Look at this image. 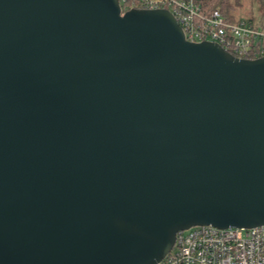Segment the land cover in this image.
<instances>
[{"label": "water", "instance_id": "1", "mask_svg": "<svg viewBox=\"0 0 264 264\" xmlns=\"http://www.w3.org/2000/svg\"><path fill=\"white\" fill-rule=\"evenodd\" d=\"M264 225V56L166 8L0 0V264H156Z\"/></svg>", "mask_w": 264, "mask_h": 264}, {"label": "built area", "instance_id": "2", "mask_svg": "<svg viewBox=\"0 0 264 264\" xmlns=\"http://www.w3.org/2000/svg\"><path fill=\"white\" fill-rule=\"evenodd\" d=\"M141 5L168 9L190 42H214L242 59L264 56V29L247 20L232 22L217 9L202 13L195 0H141ZM156 264H264V225L190 227L176 234L172 248Z\"/></svg>", "mask_w": 264, "mask_h": 264}, {"label": "trees", "instance_id": "3", "mask_svg": "<svg viewBox=\"0 0 264 264\" xmlns=\"http://www.w3.org/2000/svg\"><path fill=\"white\" fill-rule=\"evenodd\" d=\"M202 13L219 10L228 20L244 19L264 29V0H195ZM141 0H123L122 11L141 8Z\"/></svg>", "mask_w": 264, "mask_h": 264}]
</instances>
